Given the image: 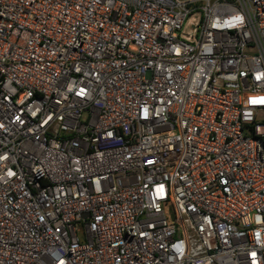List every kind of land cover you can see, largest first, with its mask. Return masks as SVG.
Instances as JSON below:
<instances>
[{
    "label": "built area",
    "instance_id": "built-area-1",
    "mask_svg": "<svg viewBox=\"0 0 264 264\" xmlns=\"http://www.w3.org/2000/svg\"><path fill=\"white\" fill-rule=\"evenodd\" d=\"M0 264H264V0H0Z\"/></svg>",
    "mask_w": 264,
    "mask_h": 264
},
{
    "label": "rangeland",
    "instance_id": "rangeland-1",
    "mask_svg": "<svg viewBox=\"0 0 264 264\" xmlns=\"http://www.w3.org/2000/svg\"><path fill=\"white\" fill-rule=\"evenodd\" d=\"M166 211L168 212V215L170 216V208L169 207L167 208Z\"/></svg>",
    "mask_w": 264,
    "mask_h": 264
}]
</instances>
